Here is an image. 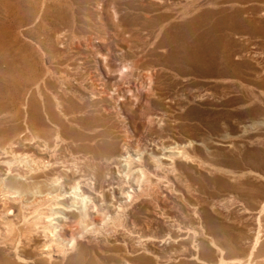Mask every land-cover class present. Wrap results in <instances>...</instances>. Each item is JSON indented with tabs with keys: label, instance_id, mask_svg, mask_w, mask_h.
Here are the masks:
<instances>
[{
	"label": "rangeland",
	"instance_id": "1",
	"mask_svg": "<svg viewBox=\"0 0 264 264\" xmlns=\"http://www.w3.org/2000/svg\"><path fill=\"white\" fill-rule=\"evenodd\" d=\"M57 1L46 0L45 21L26 25L29 15L11 7L13 0H0V46L16 69L0 76V130H18L20 153L32 168L42 166L31 173L39 184L29 199L26 254L14 219L12 248L0 232L3 261L204 264L196 256L214 248L212 238L220 232L213 231L221 224L239 227L219 236L227 247L224 264H264V232H251L247 215L254 212L248 207L238 212L249 204L250 185V195L264 192V0H178L169 9L144 0ZM39 2L28 4L37 9ZM53 16L57 22L48 20ZM135 58L143 68L156 66L150 86L141 82L143 68L130 76L122 67ZM101 130L107 142L97 143L100 156L127 143L129 153L137 150L155 166L164 149L182 150L174 167L159 168V178L141 186L133 216L153 224L135 228L124 212L112 216L106 230L83 234L68 249L52 245L45 251L47 241L64 240L69 247L61 217L75 221L80 215L64 212L44 220L41 199L69 191L74 172L90 188L97 164L119 179L123 193L139 187V172L128 178L121 168L113 172L87 154V132ZM207 261L218 264V258Z\"/></svg>",
	"mask_w": 264,
	"mask_h": 264
},
{
	"label": "bare ground",
	"instance_id": "2",
	"mask_svg": "<svg viewBox=\"0 0 264 264\" xmlns=\"http://www.w3.org/2000/svg\"><path fill=\"white\" fill-rule=\"evenodd\" d=\"M41 3H40V2ZM60 1V0H58ZM57 1V2H58ZM186 4H190L192 0H182ZM29 0H13L12 6L15 9H20V13H25L29 15L26 17L25 24L27 25L30 22L40 23L45 21L46 18L43 15L46 10V0H34V4L40 3V8H35L34 5L31 7L28 4ZM49 2V0H48ZM146 4H151L152 2H157L160 4L161 8H171L180 3L178 0H144ZM197 3L198 1H194ZM5 16H10L6 11L3 12ZM8 17L7 19H9ZM52 22H57L58 17L53 16L48 19ZM141 30H146L145 27H142ZM140 31V30H138ZM1 45V44H0ZM0 76H10L16 69L13 67V59L10 57V52L8 50L2 51V46H0ZM141 59V57H138ZM140 59H132L129 62L123 63L122 67H127V72L130 76L137 75L138 69L143 68L141 66L142 62ZM114 67V65H112ZM116 74L123 76L122 70L118 69ZM157 73V68L154 63L148 67H144L143 71L140 72L142 83L146 86H150L152 78ZM125 76V75H124ZM133 87L136 85L135 82L132 84ZM3 92L2 86L0 84V93ZM16 129H4L0 130V232H5L6 238L8 239V247L12 248L15 238L9 237L13 230L14 219H18V242L19 246L22 249L21 254H26L25 249H27V233L30 231L28 219L30 218L29 212V199L31 195V190L38 187L39 180L37 176L31 175L32 169L38 170L42 166L31 167L30 159L27 155L20 153L17 144L22 142L23 137L17 135ZM106 137V131H96V132H87L86 135V149L87 154L90 155L94 160H103L108 165L110 170L121 168L122 172L128 178H136L134 175L139 172V179H135L136 182H139V187L137 189H131L129 193H123L122 187L120 186L119 179L115 176L110 178L108 174L103 172V168L100 165L95 164L96 172L93 174L94 182H91L90 188L78 180L76 172L72 175L73 179H77L75 185L69 187V191L63 189L62 192H57L55 194L47 192L46 195L41 199L44 201L42 203L41 211H46V214H42L43 218L46 216L51 217L57 213L64 212H79L80 218L75 221H70L67 216L61 217L59 223L60 232H62L63 237H67V243L69 247L66 246L64 240L53 242L47 241L42 244V249L48 251L50 246L54 245L55 247H62L65 249L70 248L78 244L79 238L88 232L93 234H98L102 230H106L107 227L113 222L112 216L118 217L120 214L126 212V215H129L128 222L139 228L141 225L149 227L150 223L153 224V221L150 223L142 220H136L133 216L134 210L136 209L135 203L139 201V195L141 194V186L147 182L151 183L159 178V168L174 167V161L177 159V156L182 154V150H177V147H168L171 149H164L165 152L156 158L155 166H150L145 163L144 159L137 150H130L129 153L128 144L124 149L119 150L117 145L111 146V150L107 151L109 154H106L98 149L97 143H106L104 139ZM98 152V153H95ZM89 156V158H90ZM135 157V158H134ZM147 165L152 167V170L149 171V174L143 170V166ZM253 176V174H252ZM77 177V178H76ZM254 177V176H253ZM239 176H236L235 179H238ZM169 182V180H167ZM56 183V181H55ZM49 186H52V182L48 183ZM247 190L248 188L245 187ZM245 190V191H246ZM58 191V188H55V192ZM89 192L90 194H86ZM106 192H110L111 197H108ZM247 192V191H246ZM252 192V185L249 186V193ZM248 194L246 200L248 205L241 204V208H238L239 213L246 212L247 207L249 210L254 213H249L247 215L248 219L253 221V229L251 232L258 233L264 232V192L261 196L254 197L253 195ZM66 198H70V202H65ZM240 202V200L238 199ZM79 204V206H78ZM63 205V206H61ZM75 206L77 210L71 208ZM163 215V213H160ZM154 216H159L158 214ZM58 217V216H57ZM169 218V217H168ZM154 219V218H153ZM44 220H47L46 218ZM155 220V219H154ZM7 222H9L7 224ZM208 223L215 224L212 219H209ZM10 224V225H9ZM48 225H52L48 220ZM112 224V223H111ZM139 226V227H138ZM54 227V226H52ZM233 229L239 230L238 225L225 226L218 224L215 226L213 232H220L215 234L212 238L214 248H208L204 257L201 258L204 264H210L207 260L215 261L218 258V264H224L223 253L227 250L225 243L220 242L218 239L220 234H227L228 232H234ZM197 232H205L204 229H196ZM52 231L51 228H46L45 232ZM169 230L168 232H171ZM173 232V231H172ZM231 234V233H230ZM258 237L255 242H257ZM2 250L0 249V264H9L3 261L4 256H2ZM190 253L192 254L191 250ZM191 256V255H190ZM218 256V257H217ZM10 261V260H9ZM236 264H242V260L236 261ZM188 263V262H187ZM234 263V262H232ZM176 264H186L185 260H182ZM194 264V263H191Z\"/></svg>",
	"mask_w": 264,
	"mask_h": 264
}]
</instances>
